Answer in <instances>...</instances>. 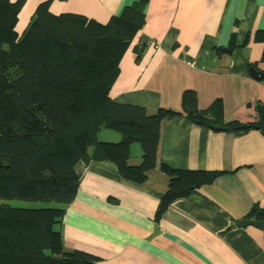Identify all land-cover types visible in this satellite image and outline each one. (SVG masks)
I'll list each match as a JSON object with an SVG mask.
<instances>
[{
	"label": "crops",
	"instance_id": "crops-1",
	"mask_svg": "<svg viewBox=\"0 0 264 264\" xmlns=\"http://www.w3.org/2000/svg\"><path fill=\"white\" fill-rule=\"evenodd\" d=\"M45 1L26 0L18 35ZM138 1L51 0L49 11L104 24ZM143 13L133 42L150 43L138 62L130 48L121 55L110 99L148 114L180 112L182 93L192 90L198 109L219 100L225 123L253 125L264 103V80L249 74L252 68L264 75V0H146ZM222 128L200 127L182 113L164 119L156 167L142 183L120 177L111 162H87L59 224L62 249L99 264H264V232L236 225L252 207L264 210V135ZM97 140L117 143L120 135L102 129ZM140 156L139 145H130L128 163L138 165ZM162 164L223 174L173 200L154 222L168 182Z\"/></svg>",
	"mask_w": 264,
	"mask_h": 264
},
{
	"label": "trees",
	"instance_id": "trees-1",
	"mask_svg": "<svg viewBox=\"0 0 264 264\" xmlns=\"http://www.w3.org/2000/svg\"><path fill=\"white\" fill-rule=\"evenodd\" d=\"M51 0L40 3L18 35L15 27L26 0H0V264H99L96 257L61 247L59 224L76 195L81 167L111 162L120 177L142 183L156 167L160 126L180 113L200 127L225 123L219 100L200 110L186 90L181 111L113 102L109 91L128 48L138 62L146 41L133 42L144 24L146 0L124 7L104 23L76 14L54 15ZM64 1V0H58ZM253 125L264 135V108ZM117 132V143L97 140L98 132ZM141 150L138 165L128 163L130 145ZM167 187L154 222L175 199L210 184L218 171L172 169L162 164ZM19 200L46 205L13 207ZM248 219L263 222L264 210L252 207Z\"/></svg>",
	"mask_w": 264,
	"mask_h": 264
},
{
	"label": "water",
	"instance_id": "water-1",
	"mask_svg": "<svg viewBox=\"0 0 264 264\" xmlns=\"http://www.w3.org/2000/svg\"><path fill=\"white\" fill-rule=\"evenodd\" d=\"M249 74L254 80H257V81L264 80V75L260 71H257V70H254V69L251 68L249 70ZM244 128H245V126L239 127V129H244ZM252 128L257 129V127H254V126ZM211 129L212 130H216V131L224 130V128L219 127V126H212ZM236 225L238 227H245V226L250 225V226L256 227V228H258V229H260V230H262L264 232V223L263 222H259V221L254 220V219H241L238 222H236Z\"/></svg>",
	"mask_w": 264,
	"mask_h": 264
},
{
	"label": "rangeland",
	"instance_id": "rangeland-1",
	"mask_svg": "<svg viewBox=\"0 0 264 264\" xmlns=\"http://www.w3.org/2000/svg\"><path fill=\"white\" fill-rule=\"evenodd\" d=\"M103 130H106V129H103ZM8 203L13 207H21V208H41V207L46 206L40 203H29V202H24V201H19V200L9 201Z\"/></svg>",
	"mask_w": 264,
	"mask_h": 264
},
{
	"label": "built area",
	"instance_id": "built-area-1",
	"mask_svg": "<svg viewBox=\"0 0 264 264\" xmlns=\"http://www.w3.org/2000/svg\"><path fill=\"white\" fill-rule=\"evenodd\" d=\"M144 40L146 41V44L150 43L149 40H147V39H144ZM262 107L264 108V103L262 104Z\"/></svg>",
	"mask_w": 264,
	"mask_h": 264
}]
</instances>
